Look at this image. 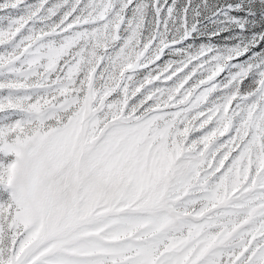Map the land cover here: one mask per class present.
<instances>
[{"label":"snow or ice","instance_id":"snow-or-ice-1","mask_svg":"<svg viewBox=\"0 0 264 264\" xmlns=\"http://www.w3.org/2000/svg\"><path fill=\"white\" fill-rule=\"evenodd\" d=\"M0 264H264V0H0Z\"/></svg>","mask_w":264,"mask_h":264}]
</instances>
